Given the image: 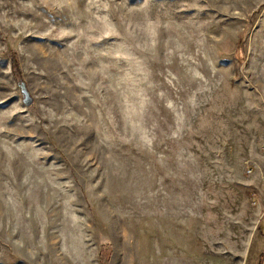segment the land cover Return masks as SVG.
Instances as JSON below:
<instances>
[{
    "label": "rangeland",
    "instance_id": "374dc122",
    "mask_svg": "<svg viewBox=\"0 0 264 264\" xmlns=\"http://www.w3.org/2000/svg\"><path fill=\"white\" fill-rule=\"evenodd\" d=\"M0 264H264V0H0Z\"/></svg>",
    "mask_w": 264,
    "mask_h": 264
},
{
    "label": "water",
    "instance_id": "95a60500",
    "mask_svg": "<svg viewBox=\"0 0 264 264\" xmlns=\"http://www.w3.org/2000/svg\"><path fill=\"white\" fill-rule=\"evenodd\" d=\"M23 88V95H24V104L28 107L31 106L33 104V99L31 98L29 92L25 89L24 86H22Z\"/></svg>",
    "mask_w": 264,
    "mask_h": 264
},
{
    "label": "trees",
    "instance_id": "16d2710c",
    "mask_svg": "<svg viewBox=\"0 0 264 264\" xmlns=\"http://www.w3.org/2000/svg\"><path fill=\"white\" fill-rule=\"evenodd\" d=\"M16 66H17V63L15 62Z\"/></svg>",
    "mask_w": 264,
    "mask_h": 264
}]
</instances>
